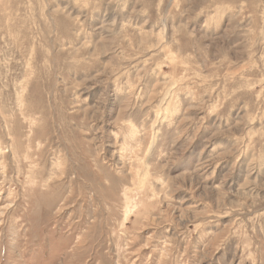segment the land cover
Instances as JSON below:
<instances>
[{
  "label": "rangeland",
  "instance_id": "obj_1",
  "mask_svg": "<svg viewBox=\"0 0 264 264\" xmlns=\"http://www.w3.org/2000/svg\"><path fill=\"white\" fill-rule=\"evenodd\" d=\"M0 264H264V0H0Z\"/></svg>",
  "mask_w": 264,
  "mask_h": 264
},
{
  "label": "bare ground",
  "instance_id": "obj_2",
  "mask_svg": "<svg viewBox=\"0 0 264 264\" xmlns=\"http://www.w3.org/2000/svg\"><path fill=\"white\" fill-rule=\"evenodd\" d=\"M34 192H35V194H37V191H34ZM67 201H69V199ZM130 205H131L130 199L128 198L127 195H125V211H126L125 218H127L132 212Z\"/></svg>",
  "mask_w": 264,
  "mask_h": 264
}]
</instances>
